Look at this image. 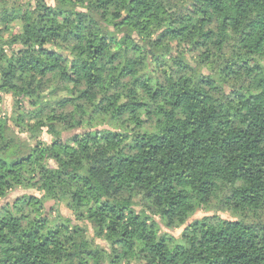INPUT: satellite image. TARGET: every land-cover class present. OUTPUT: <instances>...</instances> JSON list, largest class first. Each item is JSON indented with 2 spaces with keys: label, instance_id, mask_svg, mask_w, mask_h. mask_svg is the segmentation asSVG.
Here are the masks:
<instances>
[{
  "label": "trees",
  "instance_id": "1",
  "mask_svg": "<svg viewBox=\"0 0 264 264\" xmlns=\"http://www.w3.org/2000/svg\"><path fill=\"white\" fill-rule=\"evenodd\" d=\"M0 264H264V0H0Z\"/></svg>",
  "mask_w": 264,
  "mask_h": 264
},
{
  "label": "rangeland",
  "instance_id": "2",
  "mask_svg": "<svg viewBox=\"0 0 264 264\" xmlns=\"http://www.w3.org/2000/svg\"><path fill=\"white\" fill-rule=\"evenodd\" d=\"M49 2H52V0H48ZM247 38V35L244 37V39ZM52 44L50 43L49 44V47H51ZM84 89V86H80V88L75 92L76 94H79L82 90ZM52 97H55V98H61V99H64L66 97H68V95H70V92L69 90H64L62 92H54L53 95L52 93H50ZM5 102H6V107L11 110L12 109V105H13V99L12 97L10 96H7L6 99H5ZM44 139L47 138V135L45 134L43 136ZM27 192H32L34 193L35 195L37 196H42V194L36 190H33V189H30V190H22V189H19L18 191H15L13 194V196H15L16 194H23V193H27ZM58 208L61 210V212L63 214H69L70 211L68 210V208L65 207V205H58L56 201H53V200H49L47 203H46V210L48 212L49 215H55V213L57 212ZM211 213H208L206 211H198L189 221L188 223H191L193 222L195 219H200L202 217H204L205 215H209ZM221 216L224 217V218H231V216L229 215L228 212H225V211H222L221 213ZM185 227L186 226H182V227H179V228H176L174 230H167L169 233L173 234L177 239H180L184 233V230H185ZM92 233V232H91ZM90 233V237L93 236L92 234Z\"/></svg>",
  "mask_w": 264,
  "mask_h": 264
}]
</instances>
